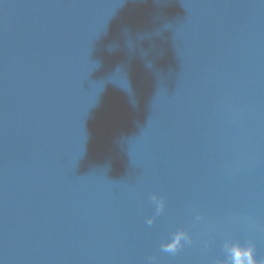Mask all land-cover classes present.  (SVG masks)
<instances>
[{
	"label": "water",
	"instance_id": "1",
	"mask_svg": "<svg viewBox=\"0 0 264 264\" xmlns=\"http://www.w3.org/2000/svg\"><path fill=\"white\" fill-rule=\"evenodd\" d=\"M228 240L264 259V0H0V264Z\"/></svg>",
	"mask_w": 264,
	"mask_h": 264
},
{
	"label": "clouds",
	"instance_id": "2",
	"mask_svg": "<svg viewBox=\"0 0 264 264\" xmlns=\"http://www.w3.org/2000/svg\"><path fill=\"white\" fill-rule=\"evenodd\" d=\"M151 198L156 202L157 212L162 211L164 208L163 198H157L155 194ZM152 222V218H149L148 223L151 224ZM182 242L191 243V236L184 230L174 233L173 238L169 242L162 244L161 247L165 252L175 254L183 246ZM224 251L226 258L217 261V264H264V259L256 258L255 245L251 242L241 244L238 241L228 240L224 243Z\"/></svg>",
	"mask_w": 264,
	"mask_h": 264
}]
</instances>
